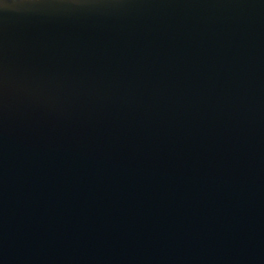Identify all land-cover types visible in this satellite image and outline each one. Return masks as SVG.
I'll list each match as a JSON object with an SVG mask.
<instances>
[{"label": "water", "instance_id": "obj_1", "mask_svg": "<svg viewBox=\"0 0 264 264\" xmlns=\"http://www.w3.org/2000/svg\"><path fill=\"white\" fill-rule=\"evenodd\" d=\"M0 264H264V0H0Z\"/></svg>", "mask_w": 264, "mask_h": 264}]
</instances>
